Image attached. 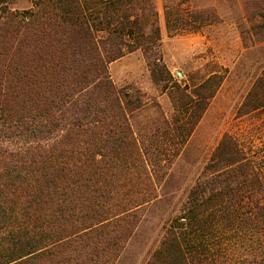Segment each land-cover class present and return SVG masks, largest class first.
I'll return each instance as SVG.
<instances>
[{"label":"trees","instance_id":"trees-1","mask_svg":"<svg viewBox=\"0 0 264 264\" xmlns=\"http://www.w3.org/2000/svg\"><path fill=\"white\" fill-rule=\"evenodd\" d=\"M14 1L0 0V264H116L158 196L131 125L141 98L117 89L109 65L143 52L181 143L222 76L192 93L172 81L156 0ZM209 8L163 0L168 33L213 25ZM243 150L221 142L146 264H264V177Z\"/></svg>","mask_w":264,"mask_h":264},{"label":"rangeland","instance_id":"rangeland-1","mask_svg":"<svg viewBox=\"0 0 264 264\" xmlns=\"http://www.w3.org/2000/svg\"><path fill=\"white\" fill-rule=\"evenodd\" d=\"M191 1L200 8L210 7L209 11L218 14L217 21L199 32L171 35L165 26L163 0H156L163 61L172 81L187 85L192 93L193 84L211 74L222 76L220 87L184 143L183 134L173 124L176 111L168 91L153 82L143 52L127 53L109 65L117 89L141 98V107L131 115V125L158 196L141 212L138 227L116 264L149 261L225 138L237 141L257 161L264 177V107L253 109L264 101L259 88L264 75V0ZM32 5L31 0H16L11 6L26 10ZM203 97L196 101L204 102ZM192 115L182 120L183 132H188Z\"/></svg>","mask_w":264,"mask_h":264}]
</instances>
